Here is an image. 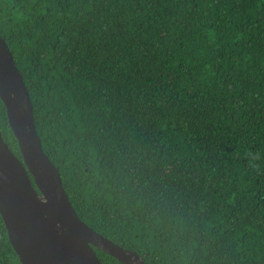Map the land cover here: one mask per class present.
Here are the masks:
<instances>
[{
  "label": "trees",
  "instance_id": "16d2710c",
  "mask_svg": "<svg viewBox=\"0 0 264 264\" xmlns=\"http://www.w3.org/2000/svg\"><path fill=\"white\" fill-rule=\"evenodd\" d=\"M0 35L89 227L145 264H264V0H0ZM0 132L21 159L1 98Z\"/></svg>",
  "mask_w": 264,
  "mask_h": 264
},
{
  "label": "water",
  "instance_id": "95a60500",
  "mask_svg": "<svg viewBox=\"0 0 264 264\" xmlns=\"http://www.w3.org/2000/svg\"><path fill=\"white\" fill-rule=\"evenodd\" d=\"M0 98L21 154L20 159L11 151L0 132V215L20 263L102 264L96 247L121 264H145L75 212L57 168L42 149L28 90L1 35Z\"/></svg>",
  "mask_w": 264,
  "mask_h": 264
}]
</instances>
